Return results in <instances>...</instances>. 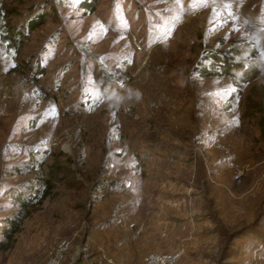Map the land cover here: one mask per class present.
<instances>
[{
    "label": "rangeland",
    "instance_id": "374dc122",
    "mask_svg": "<svg viewBox=\"0 0 264 264\" xmlns=\"http://www.w3.org/2000/svg\"><path fill=\"white\" fill-rule=\"evenodd\" d=\"M258 17L264 0H1L0 233L20 215L0 264H43L60 239L58 264H221L209 221L258 215L227 261L264 264V72L236 62L259 56ZM119 82L143 99L94 96Z\"/></svg>",
    "mask_w": 264,
    "mask_h": 264
},
{
    "label": "trees",
    "instance_id": "16d2710c",
    "mask_svg": "<svg viewBox=\"0 0 264 264\" xmlns=\"http://www.w3.org/2000/svg\"><path fill=\"white\" fill-rule=\"evenodd\" d=\"M1 1V0H0ZM19 34V31H15L14 35ZM9 39L11 40L12 37H9ZM25 68L27 69H32V67L26 65ZM34 71V69H33ZM196 137V136H195ZM207 183V182H206ZM28 186V190H37L35 186L31 185L30 183L27 184ZM44 196V191L42 193H28V195H26L24 198L20 199V206L21 207H26L29 204H32L34 202L40 201ZM209 212L205 213L204 215H208L209 216ZM259 214H264V211H262ZM20 214H15L14 218H11L8 220V226L6 228V230H2L0 235L2 236V238L4 240H10L13 233H15L18 229V216ZM263 217V216H262ZM214 220L215 217L213 216ZM253 224L251 225H242L240 227H233V228H229V225H224L223 223H221L220 220L216 221V224L214 226L213 231L216 232V237H217V249L219 252V256L217 258V260L219 259L218 263L220 262L221 264H228L229 262L227 261V259L229 258L228 256L229 251L231 250V246H232V241H234L237 237H241V236H248L250 235L249 238H253L254 236L259 235V233L256 231V224L260 221H262V218L260 217V215H258L257 217L253 218ZM215 223V222H214ZM262 239V238H261ZM0 244L2 243V240H0ZM264 241V240H262Z\"/></svg>",
    "mask_w": 264,
    "mask_h": 264
},
{
    "label": "clouds",
    "instance_id": "9594fccd",
    "mask_svg": "<svg viewBox=\"0 0 264 264\" xmlns=\"http://www.w3.org/2000/svg\"><path fill=\"white\" fill-rule=\"evenodd\" d=\"M257 23L260 27L254 31L246 32L243 37L247 39L250 49L254 48L259 52V56L254 59L250 55L251 51H246L245 53H242V57L236 58V62L244 63V69L239 72L241 76L243 75V71L248 70L253 66L264 72V17H258ZM118 88L124 90L123 95H121L119 91L109 89L108 87L101 91L100 84L94 83L93 94L101 102L109 101L116 105L123 104L126 100L139 102L143 99V93L139 89L127 87L123 82L118 83Z\"/></svg>",
    "mask_w": 264,
    "mask_h": 264
},
{
    "label": "built area",
    "instance_id": "2783aa9c",
    "mask_svg": "<svg viewBox=\"0 0 264 264\" xmlns=\"http://www.w3.org/2000/svg\"><path fill=\"white\" fill-rule=\"evenodd\" d=\"M68 240L60 239L45 258L43 264H58L62 253L68 247ZM79 251L84 254L85 249L79 248ZM180 255V251L173 253H153L149 252L143 257V264H174ZM112 260L107 257H102L97 260H86L82 264H111Z\"/></svg>",
    "mask_w": 264,
    "mask_h": 264
},
{
    "label": "crops",
    "instance_id": "0c3cea01",
    "mask_svg": "<svg viewBox=\"0 0 264 264\" xmlns=\"http://www.w3.org/2000/svg\"><path fill=\"white\" fill-rule=\"evenodd\" d=\"M220 221H221V223H223L224 225H227V223H224L223 221H222V219L220 218L219 219ZM208 223H206L204 226H207L208 227V225H207ZM209 224H210V228H212V226H215V223H214V221H209ZM207 227H205L206 229H207ZM208 229H209V227H208ZM214 238H216V239H214V246H215V244H216V247H217V237H215L214 236ZM83 244H85V242H83ZM83 244H80V246H82ZM85 249V248H84ZM78 250H79V248H78ZM87 250V249H86ZM79 252V251H78ZM91 254H93V256L95 255L94 254V252H93V247H92V245H91V247H90V251H89ZM228 257H230V256H228ZM111 258H112V260H113V264H121L120 263V261H118L117 259H116V257H114V256H111ZM229 259V258H228ZM227 259V260H228ZM77 264H78V262H77Z\"/></svg>",
    "mask_w": 264,
    "mask_h": 264
},
{
    "label": "snow or ice",
    "instance_id": "6c2138e0",
    "mask_svg": "<svg viewBox=\"0 0 264 264\" xmlns=\"http://www.w3.org/2000/svg\"><path fill=\"white\" fill-rule=\"evenodd\" d=\"M202 2H204V0H202ZM176 19L179 20V17H176ZM237 123H238V121H237Z\"/></svg>",
    "mask_w": 264,
    "mask_h": 264
}]
</instances>
